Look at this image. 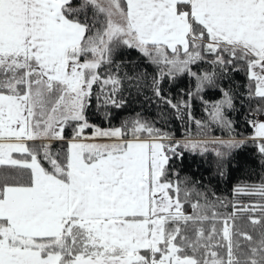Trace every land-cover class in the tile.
<instances>
[{"label": "snow or ice", "instance_id": "obj_1", "mask_svg": "<svg viewBox=\"0 0 264 264\" xmlns=\"http://www.w3.org/2000/svg\"><path fill=\"white\" fill-rule=\"evenodd\" d=\"M122 46L157 65L161 99L165 76L188 74L199 93L237 62L249 95L264 98V0H0V264H264V204L222 215L167 178L176 149L198 144L165 143L139 119L89 123L94 84L110 85L105 103L122 106L120 76L100 72L119 71L113 55ZM206 56L214 70L193 71ZM223 96L211 115L230 127L232 99ZM252 124L264 141V121ZM258 150L264 156V142ZM248 187L264 197V182ZM240 213L249 227L237 226Z\"/></svg>", "mask_w": 264, "mask_h": 264}, {"label": "trees", "instance_id": "obj_2", "mask_svg": "<svg viewBox=\"0 0 264 264\" xmlns=\"http://www.w3.org/2000/svg\"><path fill=\"white\" fill-rule=\"evenodd\" d=\"M121 4L123 6L124 0ZM72 6L78 7L79 0H72ZM88 15L92 16L91 10ZM99 19L102 21L104 17ZM211 59L206 56L205 62L193 65L192 70L213 71L208 62ZM113 61L119 66L118 72L114 66H102L100 72L110 70L120 76L122 84L114 98L121 101L122 106L105 103V93L110 91V85L104 86L102 91L99 84H94L85 111L90 124L106 129L121 127L125 123L131 126L132 121L139 119L160 130L161 134L181 139L178 141L180 145L187 141L198 144L195 150L178 147L176 151L180 155L174 156L168 164L167 178L179 183L182 197L183 191L187 190L192 202L199 200L201 204L214 205V210L222 215L231 213L233 205L264 204V197L250 194L248 187L264 182V156L258 150L264 141L253 139L255 128L252 124L259 114H264V98L249 95L250 81L243 63L237 62L235 68H229L223 75H219L216 69L215 85L205 87L199 93L196 92V80L190 75H179L175 79L165 76L160 82L164 99L187 103V107L181 106L177 112L155 95L153 77L158 75V67L137 49L122 46L115 51ZM223 92H228L232 99V106L224 109L230 127L215 121L211 115L212 106L224 99ZM71 131V127H66L65 137H69ZM91 132L92 129H85V135H91ZM221 141H240L241 145L228 149L221 146ZM51 143L57 148L63 145L62 141ZM217 151L223 155L217 156ZM45 166L48 167L46 163ZM238 188L241 191H236ZM184 208L186 212H192L190 203H185ZM255 215L258 216L259 211ZM247 216L248 213L238 214V227H249Z\"/></svg>", "mask_w": 264, "mask_h": 264}, {"label": "rangeland", "instance_id": "obj_3", "mask_svg": "<svg viewBox=\"0 0 264 264\" xmlns=\"http://www.w3.org/2000/svg\"><path fill=\"white\" fill-rule=\"evenodd\" d=\"M114 19H118V17H114ZM161 135L163 136L164 134H161ZM131 138L132 137H130L128 139H131ZM141 139L147 140V139H149V137L148 136H141ZM176 140L177 139H173L171 137L166 136L164 142L165 143H170V144H176L178 141H182L181 139H178L177 141ZM189 142H191V141H187V143H189Z\"/></svg>", "mask_w": 264, "mask_h": 264}, {"label": "crops", "instance_id": "obj_4", "mask_svg": "<svg viewBox=\"0 0 264 264\" xmlns=\"http://www.w3.org/2000/svg\"><path fill=\"white\" fill-rule=\"evenodd\" d=\"M264 121V114H259L255 120V122Z\"/></svg>", "mask_w": 264, "mask_h": 264}]
</instances>
